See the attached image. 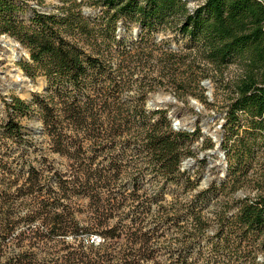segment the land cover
Returning a JSON list of instances; mask_svg holds the SVG:
<instances>
[{
    "label": "trees",
    "instance_id": "trees-1",
    "mask_svg": "<svg viewBox=\"0 0 264 264\" xmlns=\"http://www.w3.org/2000/svg\"><path fill=\"white\" fill-rule=\"evenodd\" d=\"M59 1L57 11L32 8L25 22L17 15L21 2L0 0V33L10 34L26 48L29 61L20 63L22 69L30 77L43 76L45 84L43 91L29 93L28 99L12 97L3 133L22 142L27 134L16 117L36 115L49 150L67 160L58 171L45 164L46 151L37 141L21 144L13 160L28 168L18 185V178L10 179L13 161L0 158V253L7 248V236L17 223L26 226L13 238L14 259L0 264H23L24 256L29 259L37 247L46 246L49 239L40 234L44 229L57 235L71 231L102 235L98 244L77 237L72 242L52 243L49 248L57 264H112V239L122 234L135 246L140 242L138 252L123 257L124 263L144 264L153 253L150 239L166 228L165 218H155L153 223L142 218L159 210L148 208L140 199V178L150 173L167 183L184 176L181 165L192 154L195 130H176L168 110L148 108L144 88L138 86L134 94H125L138 82L124 76L125 68L139 58L136 51L145 49L127 47L124 42L141 43L149 34L167 28L185 40L183 48L196 50L215 68L223 70L236 60L243 64L246 70L236 83L227 115L232 129L237 124L245 129L231 144L229 174L225 160L228 179L223 183L237 191L244 181L237 177L236 164L244 166L241 174L250 181L253 159L258 153L264 157V0H198L193 9L188 0ZM82 4L99 13H85ZM119 21L136 24L140 38L116 37ZM113 43L121 46L114 50ZM115 54L128 65H112ZM116 139L121 143L118 147ZM83 142L90 147L83 149ZM260 163L264 177V161ZM48 169H52L49 179L44 174ZM122 175L127 176V184L119 186L116 181ZM216 181L221 184L223 177ZM257 185L261 193L236 200L238 211L226 222L225 228L237 237L227 235L223 246L236 257L243 255L244 241L251 249L264 251V179ZM60 198L67 202L65 211L48 216L45 207ZM76 198L91 202L95 226L84 228L75 220L78 214L69 205ZM17 200L34 204L19 221L9 218ZM126 202H131L127 209ZM129 215L137 218H117L110 226L104 224L109 217ZM36 220L40 224L32 226ZM197 223L199 233L204 225L200 220ZM132 244L130 248H134Z\"/></svg>",
    "mask_w": 264,
    "mask_h": 264
},
{
    "label": "rangeland",
    "instance_id": "rangeland-1",
    "mask_svg": "<svg viewBox=\"0 0 264 264\" xmlns=\"http://www.w3.org/2000/svg\"><path fill=\"white\" fill-rule=\"evenodd\" d=\"M18 1L22 3V6L17 15L25 22L28 20L29 17L27 16L32 8L50 12L57 11L56 6L60 4L59 0ZM198 2V0H188V6L193 9ZM81 9L83 11L85 9L96 11L92 15L99 13L97 9L85 4L81 5ZM140 33L141 30L139 31L136 24L124 25L122 21L118 22L116 37L126 36L137 40L140 38ZM0 36H3L2 40L12 39L16 41L26 52H21L19 58L13 64L9 63L8 57L0 55V158L4 156L9 161H13L10 168L12 173L10 179L18 178L17 183L19 185L26 177L28 168V165H26L23 169L22 166L17 165L15 160H13L18 156V147L21 144L24 143L25 145L31 141H37V145L46 151L44 155L46 158L45 164L50 167L54 165L58 171L64 169V164L67 163V160L65 156L49 150L48 138L42 133V124L36 115H18L16 117L23 131L27 134L24 135L22 142L16 137H8L3 133V125L8 119L7 103L11 102L13 96L20 99H28L27 96L20 95L14 87L10 86L7 88L9 82H6L5 77L10 78L13 69L17 67L33 84H37L40 81L44 82V80L41 79L43 76L30 77L22 69L20 63L29 61V53L26 48L8 33H0ZM184 43L185 40H182L172 30L167 28L160 29L144 37V41L141 43L124 42L127 47H135L136 49L144 47L143 49H145L144 51L135 52V57L139 55V58H136L132 65L129 66L124 61L122 62L116 54L110 59L112 65H128L124 71L127 74L124 75L127 76L126 78L138 79V82L132 84L125 91V94H134L137 92L138 86L142 87L147 91L146 106L150 109H155L149 106L152 101L160 107L159 109L168 110V116L171 113L170 118L173 128H175L174 123L180 125L179 121L182 117L190 118L195 125L193 128L195 135L193 140H191L192 146L190 148L192 154L185 157L183 161H186V164L195 161L199 162L192 167L186 166V168H183V165H181V170L185 171V175L175 181L166 183L161 181L160 178H154L150 173L140 178L142 186L140 199L148 208L153 207V209L157 208L159 210L156 214L148 213L142 218H146L149 223H153L155 218H165L164 224L166 228L165 232L159 231L150 239L149 245L153 247V253L151 258L144 264H264V251L251 249L247 241L243 242L244 253L239 257H236L233 252L223 246L225 242L227 244V235H230V239L237 237L236 235L232 236L234 235L233 232H228L227 228H225L227 219L234 218V214L238 211L239 206L235 201L240 198H255L258 193H261L257 184L264 179L262 175L263 165L260 163L264 161V157L258 153L257 160L253 159L254 167L249 171L250 181L244 180L241 174L244 166L236 164L239 168H237V177L244 181L243 186L237 191L231 190L230 187H223V183L228 179L229 165L231 164L229 149L234 140L238 135H242L245 129L244 127L240 128L238 124L232 129L228 125L229 118L227 114L229 105L236 94L234 92L236 83L243 76L246 68L238 60L233 61L224 67L223 70L215 68L204 60L196 50L183 48ZM119 46L121 44L113 43L112 47L116 50ZM1 49L3 50L4 48L0 44ZM44 87L45 84L37 90L32 89L30 93L41 92ZM163 95L170 96L171 101L155 100V98H161ZM196 102L203 107L202 110L195 107ZM213 119L216 120L210 121V125L213 128L219 126L222 144H216L212 136L207 135L203 130L204 122ZM244 122L242 121V123ZM115 143L117 147L121 144L118 139H116ZM82 146L83 149H86L90 147V143L83 142ZM214 150L220 152V157L222 153H225V160L228 163V174L223 177L221 184L216 181L218 176H224L219 173L220 168L218 165L212 168L213 178L211 181L205 183V174L208 170L209 161L207 157L199 160L200 155L212 154ZM213 159L216 161L220 160L216 156ZM33 164L39 165V162L35 161ZM51 170L48 169L44 172L48 179L52 174ZM126 178V175L118 177L117 184L119 186L126 185ZM129 186L127 185V187ZM201 191L204 192L200 193ZM33 205L30 201L21 204L20 200H17L9 218H13L15 221L25 218V213L33 209ZM65 206H67V202L60 198L59 201L47 205L45 208L48 216H52L53 212L60 214L64 212ZM69 206L76 210L75 212L78 215L75 220L80 226L86 228L95 224V218L91 216L93 207L87 198H76L71 201ZM124 206L127 209L131 206V202H126ZM117 218L130 219L137 217L134 215L109 217L104 222L105 226H110ZM168 218H175V220ZM199 220L204 227L198 233L195 230ZM37 224H40V220L33 222L32 226ZM25 227L23 222H20L19 226L17 223V227L7 236V248L0 253V263L7 259H14L15 242L13 238ZM93 230L97 229L93 228ZM93 232L95 233L87 234L81 233V231H71L65 235H57V232L52 233L44 229L40 234L49 239L48 244L37 247L34 254L28 256L29 259L24 256L23 264H57L49 245L59 240L72 242L76 237L84 242H90L91 238H97L95 242L101 239L99 241L101 242L102 235L97 231ZM12 242L14 243L12 244ZM139 243L137 244L138 246L132 244L131 239H127L126 234L113 238L114 257L112 264H126L123 261V257L127 259L132 257L129 253H137L138 250L136 248L139 247ZM131 244L134 245V248L129 247ZM249 251L251 252L249 253Z\"/></svg>",
    "mask_w": 264,
    "mask_h": 264
},
{
    "label": "bare ground",
    "instance_id": "bare-ground-1",
    "mask_svg": "<svg viewBox=\"0 0 264 264\" xmlns=\"http://www.w3.org/2000/svg\"><path fill=\"white\" fill-rule=\"evenodd\" d=\"M0 44L4 48L3 50L2 49L0 50V55L8 57L10 64H13V62L19 58L21 52L26 53L23 50V48L21 47V45H19L16 41H14L12 39L2 40L0 38ZM5 79H6V82H9V84L7 85V88L10 86L14 87L17 90V92L22 96H28L32 89L37 90L44 85V82H42V81H40L37 84H33L24 75V73L17 67H15L13 69V72L11 73L10 78L5 77ZM157 99L158 100H169V101H171L170 96H168V95H163V96H161V98L160 97L155 98V100H157ZM195 107L198 108L199 110L203 109V107L197 102L195 103ZM216 119L205 121L204 126H203V130L206 132L207 135L212 136L214 141H216V144H219L222 142V136L219 134V126L216 128H213L210 125V121H215ZM179 123H180L181 127H187L188 129H193L195 126L193 120L191 121L190 118H183L182 117L180 119ZM219 154H220L219 151L214 150L212 152V154H208V155L206 154V155H200L199 156V160H202L205 157H207L208 161H209L208 170H207V173L205 174V180H204L205 183L211 181V179L213 178L212 168L217 166V165L220 168L219 173L221 174V176L225 174V161L223 160L222 156L220 157ZM214 156L219 157L220 160L216 161L215 159H213ZM197 162H199V161L187 163L186 166L192 167ZM219 178H220V176H218V178L216 180H218Z\"/></svg>",
    "mask_w": 264,
    "mask_h": 264
},
{
    "label": "water",
    "instance_id": "water-1",
    "mask_svg": "<svg viewBox=\"0 0 264 264\" xmlns=\"http://www.w3.org/2000/svg\"><path fill=\"white\" fill-rule=\"evenodd\" d=\"M84 12L85 13L89 12V9H85ZM0 38L3 39V36H0ZM27 97H29V96H27ZM149 106L153 107L155 109H159L160 108L157 104H154L152 101L149 103ZM170 116H171V113H170ZM174 127H175V129H183V130H188V131H194L193 129H188L187 127H181L178 123H174ZM222 158L225 161V153L224 154L222 153ZM183 168H186V161L183 162ZM226 171H227V163L225 161V174L222 177L226 176ZM222 177L219 178V182L221 181Z\"/></svg>",
    "mask_w": 264,
    "mask_h": 264
},
{
    "label": "built area",
    "instance_id": "built-area-1",
    "mask_svg": "<svg viewBox=\"0 0 264 264\" xmlns=\"http://www.w3.org/2000/svg\"><path fill=\"white\" fill-rule=\"evenodd\" d=\"M183 162H184V161H183ZM182 165H183V163H182ZM100 240H101V239H100ZM100 240H99V241H100ZM91 241L95 242V241H97V238H91ZM99 241H98V242H99ZM98 242H95V243H98Z\"/></svg>",
    "mask_w": 264,
    "mask_h": 264
}]
</instances>
